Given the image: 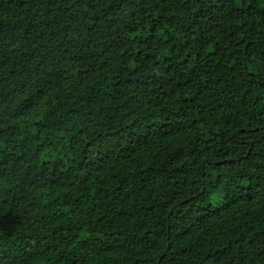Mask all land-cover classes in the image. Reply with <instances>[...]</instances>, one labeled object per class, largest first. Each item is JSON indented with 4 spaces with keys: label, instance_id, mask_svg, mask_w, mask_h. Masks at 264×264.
Wrapping results in <instances>:
<instances>
[{
    "label": "trees",
    "instance_id": "1",
    "mask_svg": "<svg viewBox=\"0 0 264 264\" xmlns=\"http://www.w3.org/2000/svg\"><path fill=\"white\" fill-rule=\"evenodd\" d=\"M0 264H264V0H0Z\"/></svg>",
    "mask_w": 264,
    "mask_h": 264
}]
</instances>
